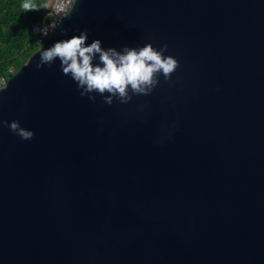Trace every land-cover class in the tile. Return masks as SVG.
Returning a JSON list of instances; mask_svg holds the SVG:
<instances>
[{"label":"water","instance_id":"1","mask_svg":"<svg viewBox=\"0 0 264 264\" xmlns=\"http://www.w3.org/2000/svg\"><path fill=\"white\" fill-rule=\"evenodd\" d=\"M72 7L0 88V120L34 133L0 128V264H264V0ZM85 29L105 49L167 44L179 67L92 102L58 59L35 67Z\"/></svg>","mask_w":264,"mask_h":264},{"label":"clouds","instance_id":"2","mask_svg":"<svg viewBox=\"0 0 264 264\" xmlns=\"http://www.w3.org/2000/svg\"><path fill=\"white\" fill-rule=\"evenodd\" d=\"M73 0H47L44 8L54 12L59 17L58 23H51L35 31L42 36H49L61 21L67 4ZM76 0H74V5ZM25 12L40 9L34 0H23L21 5ZM73 7L71 8V10ZM70 10V11H71ZM61 29V32H66ZM87 29L80 31L68 39L56 41L47 49L39 51V60L36 69L42 66L51 67L58 59L60 71L65 76H70L76 84L80 95H87L88 100L95 102V95L103 97V103L112 105L114 100L120 104L129 103L133 96L150 95L159 84V76L163 75L168 81L171 74L179 67L178 61L172 56L164 55L167 44L159 49L151 44L134 48L124 46L119 51L115 48H103L100 40H93L87 44ZM39 45L42 42L36 41ZM7 127L10 132L18 135L23 140H30L34 133L20 126L18 121L0 120V128Z\"/></svg>","mask_w":264,"mask_h":264},{"label":"trees","instance_id":"3","mask_svg":"<svg viewBox=\"0 0 264 264\" xmlns=\"http://www.w3.org/2000/svg\"><path fill=\"white\" fill-rule=\"evenodd\" d=\"M34 2L40 9L25 12L23 0H0V74L10 77L38 49L32 25L42 18L45 0Z\"/></svg>","mask_w":264,"mask_h":264},{"label":"built area","instance_id":"4","mask_svg":"<svg viewBox=\"0 0 264 264\" xmlns=\"http://www.w3.org/2000/svg\"><path fill=\"white\" fill-rule=\"evenodd\" d=\"M47 2V0H45L44 4ZM65 3H67V0H65ZM74 3V0H73ZM72 4H67V7L65 8V12L64 15H66V13L70 10V8L72 7ZM59 22V17L56 16V14L54 12H50V10L44 8V12H43V16L40 20L36 21L33 23L32 25V32H33V36H34V43L36 46H38V48L46 41V39L53 33L54 30H51L50 35L45 37L42 36L39 32L35 31L38 28L44 27L48 24L51 23H58ZM41 41V44H37L36 41ZM13 69L10 68L9 69V73H12ZM9 79L8 74H0V88L4 87L7 83Z\"/></svg>","mask_w":264,"mask_h":264},{"label":"bare ground","instance_id":"5","mask_svg":"<svg viewBox=\"0 0 264 264\" xmlns=\"http://www.w3.org/2000/svg\"><path fill=\"white\" fill-rule=\"evenodd\" d=\"M3 88V87H2Z\"/></svg>","mask_w":264,"mask_h":264}]
</instances>
